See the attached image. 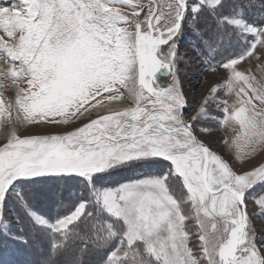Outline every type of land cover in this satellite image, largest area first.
Segmentation results:
<instances>
[{"label": "snow or ice", "instance_id": "snow-or-ice-1", "mask_svg": "<svg viewBox=\"0 0 264 264\" xmlns=\"http://www.w3.org/2000/svg\"><path fill=\"white\" fill-rule=\"evenodd\" d=\"M221 3L0 0V88L14 93L0 94L9 129L0 141V257L8 253V264H264L252 219L264 217V160L238 172L197 134L212 130L203 119L238 126L223 141L236 159L264 152V81L254 84L244 67L264 64V23L218 17ZM202 7L217 22L212 37L197 27ZM189 10V50L205 71L226 73L232 104L212 87L190 106L179 70ZM233 36L247 47L228 57ZM162 71L166 86L156 83ZM122 170L139 171L105 186ZM71 182L87 196L66 214L49 219L34 208L53 199L66 207L58 189ZM11 197L30 221L27 234L19 215L17 229L9 226Z\"/></svg>", "mask_w": 264, "mask_h": 264}, {"label": "rangeland", "instance_id": "rangeland-1", "mask_svg": "<svg viewBox=\"0 0 264 264\" xmlns=\"http://www.w3.org/2000/svg\"><path fill=\"white\" fill-rule=\"evenodd\" d=\"M142 2L146 4L147 0H142ZM196 2L197 0H190L191 4H195ZM218 7L219 8H216L215 11L218 17L223 16L230 18H242L246 20L248 23H252V24H260L262 21L260 18L264 16L261 15L264 14L263 13L264 0H222L221 5H219ZM201 11H203L204 13L203 12L201 14L199 12L197 13V21H196L197 27L204 30V34L206 36L212 37V34L214 35L218 31L217 22L216 20L213 19V16L210 13V11L205 12L203 9ZM208 16L211 19H209ZM203 19H205V21H202ZM192 20H193V13L191 10H189V12L185 15L184 18V25H185L184 33L180 36V51L187 52V55L185 59L179 62V70H180L182 86L184 92L187 95V99L190 102V106L193 110L198 109L200 107V102L206 95H208L209 89L212 87H216L217 89L216 94H218V98L227 100L229 104H232L234 101V96L229 94V92L226 90V79H225L226 73L223 70H217L215 72L205 71V67L196 61V53L189 50V43L195 39L193 33L187 27L188 23L191 22ZM212 23H214V25ZM262 23H264V21ZM207 24H209V26ZM224 28L229 31L231 30L227 24L224 25ZM248 39L250 40L251 37H249ZM237 41H240V39H238L236 36H233L232 46L231 49L228 50V53L230 52L234 54L236 49L234 42L236 43ZM241 41H242V46H243L242 50H243L247 47V42L243 40ZM261 67L264 68V64H262ZM256 71L257 73L254 77L257 79L253 81L254 84H258L259 82L264 81V74L258 69ZM0 82H3L2 79H0ZM169 82H170V78L168 77V74L166 72L162 71L160 73H157V79H156L157 84L161 86H166ZM0 94H3L5 100H8L14 96L13 91L6 88H0ZM116 110H118V108H116ZM214 110H215V106L213 105V111ZM192 114H194V111L188 113V115H192ZM201 124L203 126L210 127L212 130L209 132H204L198 127L197 134L199 138L205 141L206 143H211L213 145L214 151L221 154L225 159L229 160L233 164L234 170H237L238 172L243 169L251 170V166L253 164L258 165L259 162L264 160V152H258L251 158V163H249L247 158H245V160L242 163L241 161L237 160L234 155L236 151L235 148H233L232 151H229L228 145L223 143V141L228 140L231 143L234 140L236 133L239 131L238 126L236 127L235 130L228 125H224L220 127L212 123L208 119H203L201 121ZM8 130L9 129L6 125L0 123V141L3 140V135ZM239 144L241 146V149H243V145H244L243 137H241V139L239 140ZM241 155H243V151H241ZM138 171L139 170L134 172L133 176L137 175ZM126 173H128V171H126L124 174ZM69 186L71 185L68 184L67 186H64V184L62 185L60 184L58 189V199L62 200L63 203H65L66 205L69 204L68 203L69 199L73 197V195H71L72 192H69L70 190H68ZM49 187L55 189L57 188V185L55 183H50ZM63 187H66V190H63ZM255 191L259 193L261 191L260 186H257V189H255ZM85 193L83 196L81 195L80 196L85 198L86 197ZM28 199L30 202H32L31 197H28ZM56 202H57L56 199H53L52 201L38 200L34 202L33 206L37 211L39 210L38 212L41 215L44 214L42 210L45 211L47 213L45 215H47L48 217L49 216L48 213L52 212L53 209L57 208ZM18 210L21 212L20 214L21 222H22L21 225L23 224L22 226L24 227V229L29 228V225H26L28 226L26 227L24 225L25 224L24 222L29 223L30 221L28 220L27 216H25L23 211H21L14 197L9 198L7 204V217L10 221V225H9L10 228L12 230H16L18 227V225L13 220V217L15 215H18L17 214ZM248 211L249 213H255L258 211L257 207L253 204L251 199L248 200ZM55 216L57 215L51 214V216L48 218L52 219ZM252 219L255 224V227L258 230V234L264 235V231H262L264 230V217L253 215ZM25 233H27L26 230ZM69 255L72 256L73 253L69 252ZM11 259L12 257L8 253H4L2 257H0V264H8V262ZM90 259L95 260L97 259V257L91 256Z\"/></svg>", "mask_w": 264, "mask_h": 264}, {"label": "trees", "instance_id": "trees-1", "mask_svg": "<svg viewBox=\"0 0 264 264\" xmlns=\"http://www.w3.org/2000/svg\"><path fill=\"white\" fill-rule=\"evenodd\" d=\"M222 7V6H221ZM217 8H219V7H217ZM204 10L205 12H207V11H209V9L208 8H206V7H202L201 8V10ZM199 11V13L201 14L203 11ZM215 11H216V9H215ZM260 11H262V10H260ZM204 13V12H203ZM209 13V12H208ZM264 13V12H263ZM199 14V15H200ZM211 15V14H210ZM261 15H264V14H261ZM204 18V17H203ZM208 18H209V16H208ZM209 19H211V18H209ZM262 21H261V23L264 21V16H262L261 18H260ZM202 21H205V19H203ZM207 22V21H206ZM255 22H257V21H255ZM213 25H214V23H212ZM208 26H209V24H207ZM215 35V34H214ZM213 34H212V36H214ZM234 44H235V46H236V49H235V52H234V54L233 53H228V51H226L225 52V56H228V57H231V56H235V55H238V54H240L242 51H244L245 49H243L242 50V48H243V46H242V41L240 40V41H237L236 43L234 42ZM237 51H238V53H237ZM227 53V54H226ZM126 171H128V173H126V174H124ZM137 170H122V171H118V172H115V173H113L111 176H108L107 177V179L104 181V184H105V186H107V185H110L111 183L113 184V183H115V182H117V181H120L121 179H125V178H127V177H131V176H133V173L134 172H136ZM63 183H61V185H62ZM69 185H71V186H69V189L68 190H70L69 192H72V194L71 195H73V197L72 198H70L69 199V201H68V203L69 204H65L66 205V207H61V208H59V210L56 208V209H53V211L52 212H50V213H48V217H50L51 216V214H54V215H63V214H66L68 211H70L74 206H75V204L76 203H78L79 201V199H81V198H84V197H81L80 196V193L81 192H83L84 191V193H85V191H86V189H84L83 188V185H78V184H76L75 182H71ZM65 186V185H64ZM63 190H66V187H63ZM85 195L87 196V191H86V193H85ZM42 212H44V214L43 215H45V214H47L45 211H43L42 210ZM17 214L20 216V214H21V212L18 210L17 211ZM47 216V215H46ZM54 218V217H53ZM22 223V222H21ZM25 224V226L26 225H29V228H25V230H26V232L27 233H29L30 231H31V229H30V222L28 223V222H24ZM23 225V224H22ZM26 227H28V226H26ZM29 231V232H28ZM26 233V234H27ZM9 259V258H8Z\"/></svg>", "mask_w": 264, "mask_h": 264}, {"label": "bare ground", "instance_id": "bare-ground-1", "mask_svg": "<svg viewBox=\"0 0 264 264\" xmlns=\"http://www.w3.org/2000/svg\"><path fill=\"white\" fill-rule=\"evenodd\" d=\"M261 65L262 64L260 62H258L256 59L253 58L248 63L244 64V67L246 69H248V72H249L250 75L255 76L256 73H257V71H256L257 69L260 70L264 74V68L261 67Z\"/></svg>", "mask_w": 264, "mask_h": 264}, {"label": "crops", "instance_id": "crops-1", "mask_svg": "<svg viewBox=\"0 0 264 264\" xmlns=\"http://www.w3.org/2000/svg\"><path fill=\"white\" fill-rule=\"evenodd\" d=\"M130 86H132V85H130ZM136 87H138V85H136ZM114 107H115V108H118V110H121V106H120L118 103L115 104Z\"/></svg>", "mask_w": 264, "mask_h": 264}]
</instances>
